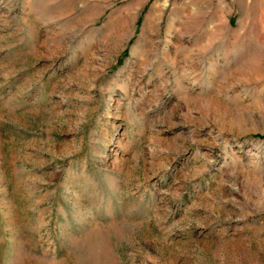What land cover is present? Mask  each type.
<instances>
[{
  "label": "rangeland",
  "instance_id": "1",
  "mask_svg": "<svg viewBox=\"0 0 264 264\" xmlns=\"http://www.w3.org/2000/svg\"><path fill=\"white\" fill-rule=\"evenodd\" d=\"M0 264H264V0H0Z\"/></svg>",
  "mask_w": 264,
  "mask_h": 264
}]
</instances>
